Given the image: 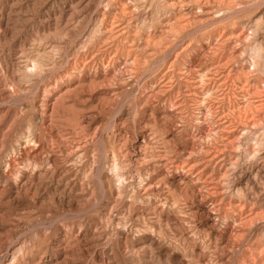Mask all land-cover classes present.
I'll return each mask as SVG.
<instances>
[{
	"label": "rangeland",
	"instance_id": "374dc122",
	"mask_svg": "<svg viewBox=\"0 0 264 264\" xmlns=\"http://www.w3.org/2000/svg\"><path fill=\"white\" fill-rule=\"evenodd\" d=\"M0 264H264V0H0Z\"/></svg>",
	"mask_w": 264,
	"mask_h": 264
}]
</instances>
